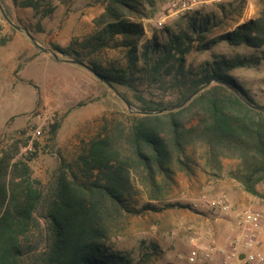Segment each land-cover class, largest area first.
I'll return each mask as SVG.
<instances>
[{
  "label": "trees",
  "instance_id": "trees-1",
  "mask_svg": "<svg viewBox=\"0 0 264 264\" xmlns=\"http://www.w3.org/2000/svg\"><path fill=\"white\" fill-rule=\"evenodd\" d=\"M258 1L255 18L216 35L210 34L223 19L191 15L186 23L164 26L141 43V19L153 15L156 0H94L102 10L93 18V32L52 48L100 75L104 84L132 91L136 104L120 93L138 112L128 122L105 123L81 139L71 160L57 152L45 183L32 176L29 158L18 156L28 138H15L0 148V264H135L132 256L108 243L120 217L139 212L129 203L133 180L145 188L149 200H159L177 171L189 175L200 167L218 175L224 161L231 160L227 176L250 195H261L264 105L230 73L254 61L214 52L198 66L187 63L191 51L204 52L220 41L261 48L264 0ZM26 7L36 19L30 26L38 32L41 20L55 11L52 0H0V17L12 23L13 8ZM1 32L0 25L3 46L12 37ZM111 48L124 49V64L102 60ZM137 79L166 83L175 90L174 98L145 97ZM193 93L180 108L158 112ZM151 111L156 112L143 113ZM59 127V121L50 124L51 151Z\"/></svg>",
  "mask_w": 264,
  "mask_h": 264
},
{
  "label": "rangeland",
  "instance_id": "rangeland-1",
  "mask_svg": "<svg viewBox=\"0 0 264 264\" xmlns=\"http://www.w3.org/2000/svg\"><path fill=\"white\" fill-rule=\"evenodd\" d=\"M172 1L156 0L153 15L140 18L145 29L141 43L164 26L175 28L186 23L191 15H212L217 22L223 19L210 34L216 35L255 18L261 8L258 0H200L190 9L179 10L172 6ZM52 4L55 11L41 20L39 32L32 28L36 19L29 7L13 8L12 24L20 29L13 26V30L11 23L0 17L1 34L13 37L0 46V148L15 138H28L18 156L29 158L32 176L43 183L56 165L57 152L71 160L81 139L87 140L105 123L117 119L128 122L130 114L138 112L91 70L76 62L68 63L66 56L52 48L53 44L64 46L71 39L91 34L100 6L94 0H52ZM249 6L252 8L246 10ZM214 52L226 57L252 58L254 64L236 67L230 73L257 104L264 105V45L253 49L220 41L210 44L204 52L191 51L187 63L198 66L211 60ZM103 53L106 63H125L122 48L106 49ZM135 83L145 97L174 98L175 90L166 83L149 85L143 79ZM113 86L134 102L132 91ZM82 101L84 104L78 105ZM54 121H59L60 127L51 151L49 132ZM232 164L225 160L218 175L200 167L189 175L177 171L159 200H149L145 188L133 180L129 203L139 212H125L111 228L108 243L132 256L135 264H191L187 259L190 249L223 244L232 231L231 220L211 206L210 201L224 195L235 208L264 206V184L258 186L260 196L250 195L227 176Z\"/></svg>",
  "mask_w": 264,
  "mask_h": 264
},
{
  "label": "built area",
  "instance_id": "built-area-1",
  "mask_svg": "<svg viewBox=\"0 0 264 264\" xmlns=\"http://www.w3.org/2000/svg\"><path fill=\"white\" fill-rule=\"evenodd\" d=\"M199 2L174 0L172 6L187 10ZM159 24H162L160 20ZM210 204L228 216L232 231L226 235L223 244L190 249L188 261L191 264H264V206L235 208L224 195L210 201Z\"/></svg>",
  "mask_w": 264,
  "mask_h": 264
},
{
  "label": "water",
  "instance_id": "water-1",
  "mask_svg": "<svg viewBox=\"0 0 264 264\" xmlns=\"http://www.w3.org/2000/svg\"><path fill=\"white\" fill-rule=\"evenodd\" d=\"M12 24V23H11ZM16 29H20V27L19 26H17V25H14V24H12ZM35 44H37L36 42H34ZM40 47V46H39ZM43 51H48L47 50V48H44V47H40ZM53 55H54V57H57V55L55 54V53H53ZM67 61H70V62H76V61H74V60H67ZM97 77H99V78H102L100 75H96ZM110 88H112L118 95H120L121 96V94L115 89V87L113 86V85H110L109 86ZM195 93H193V94H191L187 99H184L181 103H179V104H174V105H172V106H170V107H168V108H164L163 110H159L158 112L160 113V112H162V111H164V110H170V109H174V108H180L181 106H183L185 103H186V101L188 100V99H191V97L194 95ZM124 102H126V104H127V106L128 107H131V104L130 103H128L126 100H124L123 98H122V96L120 97ZM152 112H156V111H151V112H143V113H145V114H148V113H152Z\"/></svg>",
  "mask_w": 264,
  "mask_h": 264
},
{
  "label": "crops",
  "instance_id": "crops-1",
  "mask_svg": "<svg viewBox=\"0 0 264 264\" xmlns=\"http://www.w3.org/2000/svg\"><path fill=\"white\" fill-rule=\"evenodd\" d=\"M98 5H99V4H98ZM99 6H100V5H99ZM100 8H101V9H100V11H101V10H102V7L100 6ZM250 8H252V6L247 7L246 10H249ZM100 11H99V13H100ZM99 13H98V14H99ZM98 14H97V15H98ZM12 38H13V37H12ZM9 41H11V39H10ZM9 41H8V42H9ZM8 42H7V43H8ZM37 54H38V53H37ZM67 62H68V63H73V62H70V61H67ZM217 211H218V210H217ZM218 212L220 213V211H218Z\"/></svg>",
  "mask_w": 264,
  "mask_h": 264
}]
</instances>
